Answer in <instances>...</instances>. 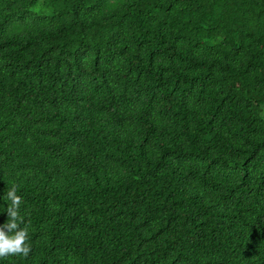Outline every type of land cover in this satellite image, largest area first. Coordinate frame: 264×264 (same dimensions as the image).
Segmentation results:
<instances>
[{
  "label": "trees",
  "instance_id": "trees-1",
  "mask_svg": "<svg viewBox=\"0 0 264 264\" xmlns=\"http://www.w3.org/2000/svg\"><path fill=\"white\" fill-rule=\"evenodd\" d=\"M0 264H264V0H0Z\"/></svg>",
  "mask_w": 264,
  "mask_h": 264
},
{
  "label": "clouds",
  "instance_id": "clouds-1",
  "mask_svg": "<svg viewBox=\"0 0 264 264\" xmlns=\"http://www.w3.org/2000/svg\"><path fill=\"white\" fill-rule=\"evenodd\" d=\"M7 204V222L0 225V258L9 256L27 257L31 251L29 241V227L21 228L23 219L20 216L21 196L17 195V188L14 185L3 197Z\"/></svg>",
  "mask_w": 264,
  "mask_h": 264
}]
</instances>
